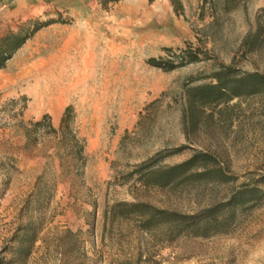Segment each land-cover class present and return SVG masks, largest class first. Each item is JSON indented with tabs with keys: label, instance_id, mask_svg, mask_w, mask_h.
<instances>
[{
	"label": "rangeland",
	"instance_id": "obj_1",
	"mask_svg": "<svg viewBox=\"0 0 264 264\" xmlns=\"http://www.w3.org/2000/svg\"><path fill=\"white\" fill-rule=\"evenodd\" d=\"M180 2L0 0V264H264V89L200 90L264 75V0Z\"/></svg>",
	"mask_w": 264,
	"mask_h": 264
},
{
	"label": "trees",
	"instance_id": "obj_2",
	"mask_svg": "<svg viewBox=\"0 0 264 264\" xmlns=\"http://www.w3.org/2000/svg\"><path fill=\"white\" fill-rule=\"evenodd\" d=\"M105 5H108L110 3H115L118 2L119 0H102ZM149 2L153 3L156 0H148ZM175 8H180L181 7V2L180 0H169ZM25 38H21L19 36H13L10 38L6 39V43H8L6 46H1L0 47V69H3L5 66V63L7 60H9L12 56V54L20 48V46L24 43ZM198 60V57H191L187 61V63H193ZM150 64L161 67V64L155 60L152 59L149 61ZM184 64V63H182ZM166 68V67H165ZM176 67H167V70H173ZM216 80L218 83L216 85H208L204 87H200V90H210L211 91H217L219 96L222 95H227L230 94V96H239L238 93L236 92V88L239 87H246L248 90L247 93L249 94H255L264 89V75L258 74V73H253L249 74L240 81H235L236 85H227L224 84L221 78L220 73H218L215 76ZM206 94V93H205ZM210 95L209 93H207ZM211 96V95H210ZM70 112V107L66 109V117L67 114ZM37 124H41L38 122ZM63 125V123H62ZM201 157H207V155L203 154H197L194 157H192L190 160L169 168H163L157 171H154L150 177H145L146 180H149L152 184L157 185V186H167L174 182L177 177H179L180 173L182 172H187L190 171L192 168L196 166V163L199 161ZM148 178V179H147ZM249 190V189H248ZM258 188L250 189L246 194H249L250 196L254 195V193H259ZM248 197H244V195L241 193H236L232 199L229 201L227 205L229 206H241L245 204V201L247 200ZM120 206L128 208L127 211H122L118 213L115 208L113 212L114 217H129L131 215H137L141 217V220L145 226H148L151 223H156L158 225L162 224H174V225H182L185 224L187 220H195L196 216L192 215H180L175 212H170L166 210H160L155 207H152L149 204L145 203H134V204H121ZM117 207V206H116ZM208 213H212L213 209H209L207 211ZM198 231H196L195 235H198Z\"/></svg>",
	"mask_w": 264,
	"mask_h": 264
},
{
	"label": "bare ground",
	"instance_id": "obj_3",
	"mask_svg": "<svg viewBox=\"0 0 264 264\" xmlns=\"http://www.w3.org/2000/svg\"><path fill=\"white\" fill-rule=\"evenodd\" d=\"M137 14V13H136ZM125 26V25H124Z\"/></svg>",
	"mask_w": 264,
	"mask_h": 264
}]
</instances>
